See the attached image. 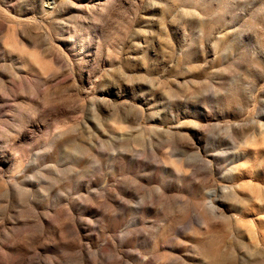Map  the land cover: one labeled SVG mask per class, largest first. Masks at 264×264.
Wrapping results in <instances>:
<instances>
[{
  "label": "rangeland",
  "instance_id": "rangeland-1",
  "mask_svg": "<svg viewBox=\"0 0 264 264\" xmlns=\"http://www.w3.org/2000/svg\"><path fill=\"white\" fill-rule=\"evenodd\" d=\"M0 264H264V0H0Z\"/></svg>",
  "mask_w": 264,
  "mask_h": 264
}]
</instances>
